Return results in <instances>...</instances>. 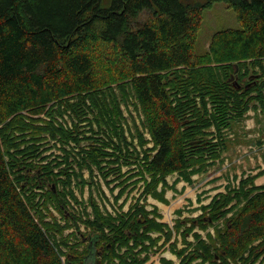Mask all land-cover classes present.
Returning a JSON list of instances; mask_svg holds the SVG:
<instances>
[{"label": "trees", "instance_id": "obj_1", "mask_svg": "<svg viewBox=\"0 0 264 264\" xmlns=\"http://www.w3.org/2000/svg\"><path fill=\"white\" fill-rule=\"evenodd\" d=\"M214 2L235 13L239 28L215 32L208 50L196 55L202 12ZM102 3L0 0V264H86L88 257L93 264H144L173 232L184 245L176 250L177 238L169 244L179 264H264V185H255L258 176L232 179L237 183L226 185L199 216L175 220L172 229L158 221L156 208L147 211L140 203L159 183L163 190L167 175L212 166L228 147L231 127L249 111L264 110V0ZM131 100L149 142L136 124L129 140L125 136L120 106ZM41 115L50 121L33 126L30 117ZM46 133L76 146L88 141L71 162L86 168L91 180L94 171L104 180L115 175V202L141 182L143 191L114 216L101 212L90 194L88 235H64L81 220L75 214L64 225L45 224L41 206L63 207L67 195L76 201L73 179L56 158L38 165L37 180L30 177L32 162L47 150ZM65 153L68 166L71 152ZM102 163L115 166L103 171ZM39 170L46 173L45 185ZM58 184L63 189L56 191ZM209 226L213 239L193 232Z\"/></svg>", "mask_w": 264, "mask_h": 264}, {"label": "rangeland", "instance_id": "obj_2", "mask_svg": "<svg viewBox=\"0 0 264 264\" xmlns=\"http://www.w3.org/2000/svg\"><path fill=\"white\" fill-rule=\"evenodd\" d=\"M209 0H183V2L186 3H200L205 4ZM109 3V0H103L102 6L107 7ZM237 29L239 28V24L236 20L235 13L227 7L223 2H214L211 4L209 8H205L202 12V18L201 23L199 26V31L197 34V41L195 44V50L194 53L197 54H203L208 50L209 42L211 36L220 30L223 29ZM135 100H131L129 103H127L128 106L125 104H121L120 108L123 113L122 117H124L126 120L122 121V127L125 131V136L129 140L130 133L135 132V128L133 124H136L139 131H142L145 139L150 141L149 136L145 131H143L139 120L140 117L138 111H135L133 108V103ZM42 119L39 120V118L30 117V123L33 126H43L45 122L50 121V118L48 116H40ZM65 120L67 119V126H70V118H66L67 116H64ZM59 121H61L64 125V121H62L60 118H58ZM66 125V124H65ZM228 147L227 149L221 154L220 158L218 160H215L214 165H216L217 172H220L221 174L227 175V178H229V181L226 182V185H229L230 182L237 183V181H232V179H239V177H245L247 175L257 177L254 181L255 185L262 186L264 185V110L260 111H249L245 119L241 122L235 123L231 130L228 131ZM43 141L46 143L45 148L47 150L43 151L41 156L36 159L35 162H32L35 167H30V177L32 179H36L33 174L37 170V167H40L38 165H45L47 161H50L54 158H56L58 161H61V167L66 169L68 174L71 175V178L73 181L71 182L70 189L73 190L74 195L76 197V201L72 199L70 196H66V201L63 207H56L54 203H48L47 206L40 207V215L42 217L43 222L45 224H53L56 223L58 225H64L66 223V218L69 214H75L76 218H81V220H78L76 225H73L71 228H68L64 230V235H67L68 233H85V235H88L91 233V228L85 227L87 224V221L93 220V206L90 205L89 196L91 194L92 198L94 199V202L96 206L99 208L101 212H108L111 215H115L120 212H126L128 210V207L131 202H134L140 195V193L143 191V182L139 183L138 188L134 189L132 192L128 194V197L124 193L117 202L114 201L113 197L118 193V188H113L115 182H112V179L115 177V175H110L107 180L102 179L101 175L98 173H101L100 171L97 173V171H94L95 174V180H91V177L89 176V172L86 168H83L81 171L79 170V167L74 163L71 162V159L73 158V154L77 151H79L80 147L86 148L89 145L88 141H81L79 146L75 145L74 142L71 140H68L67 142H58L57 140H52L51 136L49 134H43L42 135ZM57 139V138H54ZM114 141H117L114 139ZM136 142V140L134 139ZM88 143V145H87ZM152 145H150L151 147ZM44 148V149H45ZM106 150L111 152L110 148H106ZM65 151H70V157L69 162L70 164L66 166V164L63 162L65 160ZM42 157H47L44 160H41ZM77 158H79L77 156ZM101 166H105L103 171H107L109 167L115 166L114 164H109L108 166L104 163H102ZM210 167L204 168L201 167L198 169V166H195L192 170L189 169L187 172L184 173H177L174 172L172 174H169L164 179V186L163 190L162 183H159L156 190L153 194H147L144 197H142V200L140 203H145V209L147 211H150L152 208H156L158 210V213L161 215V219L158 221L164 224H167L170 229H172L175 220H182L183 218H195L201 214V207L205 205H200L196 208L186 209V205H184L183 208H179L176 210H171V206H169L170 202H164L163 197L165 196L166 190L169 188L167 186L166 179L169 177H175L177 179H180L190 185V180L193 176L201 175L205 173ZM128 168L123 167L122 172L126 171ZM198 169V170H197ZM60 168L55 169L54 171H59ZM40 172V173H39ZM40 175V179L43 182V185L47 182L46 179V173L44 170L38 171ZM260 173V174H259ZM76 174H81V177H77ZM259 174V175H258ZM148 180V177L145 176ZM236 179V180H237ZM81 181H84V186L81 188L80 186H77L76 184H79ZM109 184H107V182ZM174 179V183H175ZM142 185L141 188H139ZM174 185V184H173ZM197 185V184H196ZM48 186V184H47ZM44 187V191H47L49 187ZM56 191L62 190L63 187L61 184L54 186ZM113 188V191L112 189ZM169 190V189H168ZM197 190V188H196ZM40 191V190H38ZM196 194L195 197H199V194ZM224 193V192H223ZM157 196V201L164 204L165 208H163L162 213H160L158 207L156 206H149V203L147 200L150 198L155 199L153 195ZM218 194V193H217ZM217 194H215L213 197H215ZM211 198V200H212ZM210 200V201H211ZM150 201V200H149ZM192 201H195V198L192 197ZM173 203V202H172ZM176 203V202H174ZM189 203V202H188ZM210 203V202H209ZM208 203V204H209ZM207 204V205H208ZM122 205V206H121ZM198 214H194L197 213ZM186 213V214H184ZM193 214L195 216H193ZM72 221L70 220V224ZM222 222H219L218 227H221ZM88 225V224H87ZM198 227H195L193 232L201 235L202 239L207 240L209 238L213 239L215 237L214 227L209 226L205 230H199ZM107 232V230H105ZM63 235V234H62ZM59 233L56 234V237L58 238ZM153 237L157 236V234H152ZM174 238H177V245L176 250L181 249L184 247V245L181 242L180 236H175L174 232L172 233V238L169 242L164 244L160 249H158L156 252H150L148 254V261L144 264H179V259L175 255V251L171 250L169 248V244L173 242ZM88 239V238H87ZM187 242L194 245V239L191 234H189L186 237ZM163 239H161L158 242V245L162 243ZM89 240H86V243H88ZM62 246V245H61ZM60 249L65 253L66 248L64 246L60 247ZM82 249V247L80 248ZM62 261H65V256H62ZM86 264H93L94 261L91 257H88L86 259Z\"/></svg>", "mask_w": 264, "mask_h": 264}, {"label": "crops", "instance_id": "obj_3", "mask_svg": "<svg viewBox=\"0 0 264 264\" xmlns=\"http://www.w3.org/2000/svg\"><path fill=\"white\" fill-rule=\"evenodd\" d=\"M215 169L216 165L212 166L201 175L193 176L189 181L190 185L180 179H177L176 176L167 178L166 181L167 186H169V190H166L165 196L163 197V201L165 203L170 202L169 206L173 205L171 206V210L172 208L173 210L183 208L184 205H186V209L196 208L199 207L201 204L207 205L210 202L212 196L217 193H223L225 191L226 182L229 181L227 175L221 174ZM174 179L176 180L175 183ZM202 190L206 191H203L201 194H199L198 198L197 196L195 197V195L200 193ZM157 196V194L153 195L155 199L150 198V201L147 200V202L149 203V206L153 205L158 207L160 213H162L163 208H165V205L157 201ZM192 197L195 198V201H192ZM198 213L199 211L194 214ZM194 214L193 216H195Z\"/></svg>", "mask_w": 264, "mask_h": 264}, {"label": "water", "instance_id": "obj_4", "mask_svg": "<svg viewBox=\"0 0 264 264\" xmlns=\"http://www.w3.org/2000/svg\"><path fill=\"white\" fill-rule=\"evenodd\" d=\"M230 82H232L235 86L238 85L237 82L234 80V74L230 77Z\"/></svg>", "mask_w": 264, "mask_h": 264}]
</instances>
